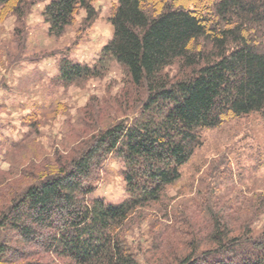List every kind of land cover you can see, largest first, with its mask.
Returning a JSON list of instances; mask_svg holds the SVG:
<instances>
[{
  "label": "trees",
  "instance_id": "16d2710c",
  "mask_svg": "<svg viewBox=\"0 0 264 264\" xmlns=\"http://www.w3.org/2000/svg\"><path fill=\"white\" fill-rule=\"evenodd\" d=\"M93 1L49 0L41 14L48 36L61 38L78 11L90 28L98 19ZM25 2L0 0V21L8 13L21 21ZM108 23L111 38L93 65L72 58L70 46L22 57L52 59L49 85L63 89L101 78L114 62L125 75L114 102L126 108L118 120L92 125L78 148L53 150L45 173L12 165V175L32 182L0 209V264H264V228L252 229L264 203L244 217L218 202L216 188L207 190L194 223L166 194L202 146L203 131L252 114L264 124V0H117ZM172 66L177 78L166 73ZM53 103L28 105L22 120L29 133L12 149L39 133L38 118ZM110 158L122 163L127 199L119 204L90 198ZM148 214L151 248L137 247L139 263L126 235ZM169 232L180 236V247L165 240Z\"/></svg>",
  "mask_w": 264,
  "mask_h": 264
},
{
  "label": "rangeland",
  "instance_id": "374dc122",
  "mask_svg": "<svg viewBox=\"0 0 264 264\" xmlns=\"http://www.w3.org/2000/svg\"><path fill=\"white\" fill-rule=\"evenodd\" d=\"M25 1L28 5L21 21L17 22L11 13L0 21V84L7 85V89H0V209L8 205L10 196L32 182L12 175V165L27 172L45 173V160L52 157L53 150L60 153V150L78 148L80 140L91 135L92 125L110 124L121 118L126 108L114 102L124 91L125 79L123 70L114 62L101 78L63 89L49 85L56 74L52 59L22 60L24 56L51 55L70 46L72 58L93 65L101 47L111 38L108 18L117 0H94L98 19L93 25L86 27L83 24L85 14L78 11L72 26L58 39L48 36V26L41 16L49 0H40L34 6H29L30 0ZM166 73L177 78L178 68L172 66ZM135 97V92L130 91L131 101ZM52 98L53 105L38 118L39 133L28 137L20 148L12 149V141L19 142L29 133L22 120L31 111L28 105L40 99L50 102ZM81 117L84 121L79 122ZM201 138L202 146L181 168L180 181L166 191L173 199L170 204L182 207L192 222H201L195 211L198 202L207 197V190L216 188L218 202H228L244 217L253 215L255 205L264 203V124L261 117L252 114L228 120L217 129L203 131ZM121 167L122 163L116 159L106 161L91 199H104L110 204L127 199L119 174ZM145 212L152 215L156 210ZM150 214L146 221L135 222L126 235L139 263L144 261L137 247L146 252L151 248ZM253 219L255 232L264 228V207ZM164 237L173 242L171 246L180 247L181 238L176 233L169 232ZM166 245L167 242L164 251L168 255L170 248Z\"/></svg>",
  "mask_w": 264,
  "mask_h": 264
}]
</instances>
